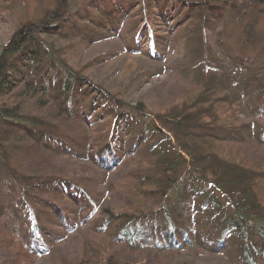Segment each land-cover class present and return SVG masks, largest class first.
Masks as SVG:
<instances>
[{
	"label": "trees",
	"instance_id": "obj_1",
	"mask_svg": "<svg viewBox=\"0 0 264 264\" xmlns=\"http://www.w3.org/2000/svg\"><path fill=\"white\" fill-rule=\"evenodd\" d=\"M110 1L107 9L91 5L74 14L57 7L40 23L19 28L2 50L0 264H131L118 259L116 248L158 255L196 250L227 264H264V126H258L264 67L247 58L248 40L242 53L220 41L218 57L203 43L215 22L220 26L229 12L241 20L246 9L203 2L196 9L189 0H169L174 9L163 0ZM155 12L172 19L167 37L153 32ZM53 39L80 46L122 39L126 53L144 54L160 73L194 79L202 90L164 117L167 130L83 85ZM172 45L186 51L174 65ZM203 65L215 72L209 81H203ZM231 83L239 97L228 93ZM31 102L38 115L28 113ZM52 111L54 118L47 115ZM71 123L75 128L64 130ZM43 157L91 163L107 177L105 185L87 191L45 175ZM129 163L137 166L122 173ZM121 173L115 188L145 205L128 203L96 220L107 198L100 200V188ZM84 228L107 235L108 244L91 240L80 257L56 260L60 245Z\"/></svg>",
	"mask_w": 264,
	"mask_h": 264
},
{
	"label": "rangeland",
	"instance_id": "obj_2",
	"mask_svg": "<svg viewBox=\"0 0 264 264\" xmlns=\"http://www.w3.org/2000/svg\"><path fill=\"white\" fill-rule=\"evenodd\" d=\"M176 1L185 2V0ZM110 2V0H0V55L3 48L11 40L12 35L19 28L40 23L47 14L57 9V7L63 13L71 11L74 14L77 9H89L91 5H100L101 9H107L108 5H111ZM160 2L164 7L173 9L177 5H174V2L169 0ZM191 2L195 4L196 9L200 7L201 2L212 3L211 6L214 8L230 4L233 5L234 10L238 8H241V10L246 9L245 16L242 15L240 17L241 20H236L233 12H229L224 16L220 26L216 24L219 21L215 22L213 29L206 32L207 40L205 41V38H203V43L207 46L206 51L210 47L213 50L212 55L218 57L222 53V45L218 44L220 41H223L224 45L231 46L233 50L235 49L242 53L241 50L244 43L248 40L250 48L246 50L248 52L247 58H250L258 67H264V0H189L187 3ZM92 16L93 14H91V18ZM81 25L79 23L80 27H82ZM171 26L172 19L165 18L155 12L152 22L155 34L167 37ZM249 30L252 31L250 35H248ZM202 33L205 35V32ZM50 44L53 45L61 59L68 65L69 72L75 76L77 75L78 81L80 80L83 85L98 91L101 96L107 99L120 101L127 109L136 110L134 113H140L142 116H146L148 120L151 119L160 123L163 127L166 124L164 117H167L170 113L173 115V108H183L184 103L189 100L190 96L202 90L201 85L194 79H189L190 81L184 80L171 71L160 73V66L152 63L144 54L126 53L124 50L126 42L122 39L89 44L87 46L73 43L67 44L64 41L53 39ZM169 55L171 56L169 62L174 60V65L178 60L180 61L181 58H184L186 51L183 47L172 45ZM213 56L212 59H216ZM200 71L204 74L203 81H209L212 78L209 76L215 75L214 71L205 68L204 65ZM200 77L201 74L195 73V78L200 79ZM237 86L238 84L230 86L228 93L231 96L239 97L241 95ZM27 106L29 114L35 115L38 113V106L33 104V102ZM140 110L141 112H137ZM39 115L43 114L39 113ZM47 115L54 118L58 114L56 111H52L48 112ZM47 115L45 114V116ZM258 122L259 127L264 126V118L259 119ZM71 127L75 128V124L71 123L63 128L68 130ZM165 128L167 130L170 129L169 126ZM74 132L72 136L79 138V132H76L75 129ZM89 141L91 142L92 139ZM250 151L251 149L247 152L249 153ZM259 156L264 162V154ZM57 158L59 157H51L46 160L43 157L47 163L45 165L47 167L43 168L46 170L44 172L45 175L55 176L59 180L73 181L75 184L79 182L87 191L88 186L93 191L99 186L105 185L101 183L107 177L104 178L101 171L93 164L67 158ZM135 166L137 165L129 163L121 172L123 173L127 168L133 169ZM122 173L110 177V180H108L109 185L106 184V187L100 188L101 192L98 193L100 200L107 198L102 204L100 211L95 212L94 218L96 220L103 216L109 217L112 215L111 213H116L121 208L125 209L128 203L135 205L137 208L145 205L144 198L123 195L125 192L118 190L121 188H115L116 182L121 184V181H123ZM111 178L115 185H110L112 183L110 182ZM90 233L89 229L84 228L81 232L79 231V233L68 237L60 245L56 260L67 258L73 260L78 255L80 257L83 253V248L86 246L85 243L90 244L89 241L91 240H96L97 243L104 246L108 244L109 238L107 235L97 237ZM116 249L118 251V259L131 264H227V261L222 256H209L196 250H188L180 255H158L155 254L154 250L136 253L124 251L122 248ZM51 260L54 261V259ZM51 262H42V264H50Z\"/></svg>",
	"mask_w": 264,
	"mask_h": 264
}]
</instances>
